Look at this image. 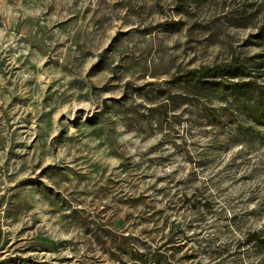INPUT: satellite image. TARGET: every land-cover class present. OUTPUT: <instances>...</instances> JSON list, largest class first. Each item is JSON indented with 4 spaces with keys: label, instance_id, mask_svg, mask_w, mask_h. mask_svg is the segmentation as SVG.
<instances>
[{
    "label": "rangeland",
    "instance_id": "1",
    "mask_svg": "<svg viewBox=\"0 0 264 264\" xmlns=\"http://www.w3.org/2000/svg\"><path fill=\"white\" fill-rule=\"evenodd\" d=\"M234 56L264 0H0V264H264V127L183 81Z\"/></svg>",
    "mask_w": 264,
    "mask_h": 264
},
{
    "label": "trees",
    "instance_id": "2",
    "mask_svg": "<svg viewBox=\"0 0 264 264\" xmlns=\"http://www.w3.org/2000/svg\"><path fill=\"white\" fill-rule=\"evenodd\" d=\"M240 65V58L234 56L227 62L195 69L183 81L193 82L201 90L229 95L235 112L243 113L250 124L264 127V85L254 80L237 82L230 79L229 75ZM199 204L209 207L208 201H200ZM246 239L258 249L264 250V235L259 231H249Z\"/></svg>",
    "mask_w": 264,
    "mask_h": 264
}]
</instances>
